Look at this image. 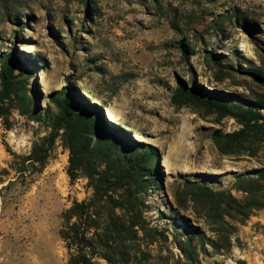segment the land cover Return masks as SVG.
I'll list each match as a JSON object with an SVG mask.
<instances>
[{"label": "rangeland", "instance_id": "rangeland-1", "mask_svg": "<svg viewBox=\"0 0 264 264\" xmlns=\"http://www.w3.org/2000/svg\"><path fill=\"white\" fill-rule=\"evenodd\" d=\"M11 50L22 83L0 110V264L67 262L61 212L93 189L80 171L70 179L62 129L43 165L24 158L69 87L124 138L112 158L152 154L145 189L131 186L138 253L127 264H184V250L198 264H264V177L246 181L264 169V131L232 136L237 117L177 95L197 87L264 116V0H0V72ZM106 215L129 213L104 201Z\"/></svg>", "mask_w": 264, "mask_h": 264}, {"label": "trees", "instance_id": "trees-1", "mask_svg": "<svg viewBox=\"0 0 264 264\" xmlns=\"http://www.w3.org/2000/svg\"><path fill=\"white\" fill-rule=\"evenodd\" d=\"M17 59L15 52L11 50L2 60L0 110L8 109L11 101L9 92L12 86L22 83L19 76L21 74H14ZM255 77L264 83V77L259 75ZM177 95L180 98L200 101L212 111L237 117L243 123V127L232 136H243L249 131L252 133L264 131V121L260 122L264 116L253 108L233 110L219 100L202 95L197 87L188 88L184 84L177 88ZM23 99H25L24 96ZM30 100L31 96H28V101ZM53 102L58 108V113L50 119L51 132L39 143H34L30 154L24 160L31 164L43 165L54 139L62 129V141L69 151L67 173L70 179H74L80 171L88 177V183L93 189L88 199H74L70 206L61 212L59 234L68 253L66 264H97L96 257L105 258L110 264H127L131 259L134 260L138 253L137 229L139 228L137 227L139 222L132 209L131 186L133 182H137L145 189V184H142L138 175L142 168H145V161L152 154L147 152L112 158L110 152L119 147L118 145L124 138L109 136L108 122L101 116L97 106L83 100L75 88L69 87L65 92H60L53 97ZM124 146H128L127 142ZM219 147L220 150L225 151L223 145ZM98 158L103 163L106 158L105 167H101V163L91 162L92 159ZM24 169L26 168L18 169V171H24ZM255 172L256 176L249 177L246 181L258 183L264 177V169ZM142 175H150V173ZM114 188L123 189L120 199H105L104 196H108V191ZM104 201L125 209L129 216L123 219L121 216L114 218V216L106 215L107 219L104 220ZM109 241H114L115 244L108 246ZM110 247H112L111 256L106 252V249ZM186 251L184 250L186 255L184 264H198L192 260V256L189 255L190 251Z\"/></svg>", "mask_w": 264, "mask_h": 264}]
</instances>
